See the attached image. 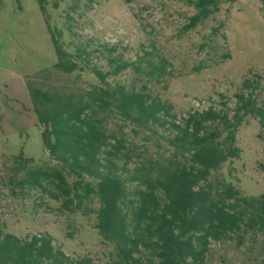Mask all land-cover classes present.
Listing matches in <instances>:
<instances>
[{
  "label": "rangeland",
  "instance_id": "rangeland-1",
  "mask_svg": "<svg viewBox=\"0 0 264 264\" xmlns=\"http://www.w3.org/2000/svg\"><path fill=\"white\" fill-rule=\"evenodd\" d=\"M53 28L75 55L87 47L89 64L111 69L110 58L134 62L146 51L166 57L171 75L152 80L150 91L173 106L178 118L211 106L233 116L239 95L264 107V0L220 3L219 11L184 30L197 10L189 0H46ZM106 44L104 48L101 45ZM114 51H110L114 48ZM56 51L38 0H0V221L18 237L49 233L68 255L89 257L94 264H114V247L96 227L99 202L74 212L40 190L21 193L10 179L20 152L38 165L53 162L44 146L43 126L31 102L28 83L43 89L84 93L98 78L89 68L67 74L55 67ZM84 63H81L83 65ZM108 81L139 87L132 66ZM248 79L255 83L246 88ZM110 132L125 133L143 157L169 155L168 131L137 129L119 114L108 120ZM138 130V133H137ZM240 155L212 171L210 182H232L246 196L264 192V131L249 114L236 133ZM152 264V263H145ZM207 264H264V238L248 233L237 240L212 241Z\"/></svg>",
  "mask_w": 264,
  "mask_h": 264
},
{
  "label": "trees",
  "instance_id": "trees-1",
  "mask_svg": "<svg viewBox=\"0 0 264 264\" xmlns=\"http://www.w3.org/2000/svg\"><path fill=\"white\" fill-rule=\"evenodd\" d=\"M45 1L38 0L56 51L55 67L67 74L89 68L100 85L75 93L28 83L44 146L54 163L38 165L20 152L13 158L12 187L23 194L40 190L71 212L97 199L96 227L114 247V264H207L212 241L236 239L242 244L248 233L264 238V192L246 196L232 182H210L212 171L239 157L236 133L245 116L256 117L264 131V107L240 94L232 117L211 106L179 119L171 103L150 91L152 80L171 75L166 57L146 51L134 62L110 58L107 71L91 66L85 62L86 46L75 55L66 50L63 32L49 22ZM224 1L238 0H189L197 12L183 29L203 23ZM130 66L143 79L139 87L108 81ZM258 77L259 84L264 76ZM253 83L246 79L243 85L252 88ZM113 113L138 130L168 131L164 137L172 152L143 157L125 133L109 131ZM260 168L264 173V161ZM0 264L94 263L89 257L68 255L49 233L21 238L0 221Z\"/></svg>",
  "mask_w": 264,
  "mask_h": 264
}]
</instances>
